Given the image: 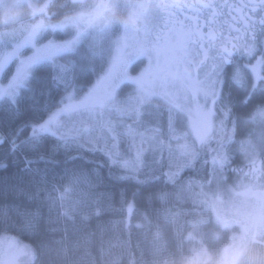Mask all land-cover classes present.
Listing matches in <instances>:
<instances>
[{"label": "snow or ice", "instance_id": "1", "mask_svg": "<svg viewBox=\"0 0 264 264\" xmlns=\"http://www.w3.org/2000/svg\"><path fill=\"white\" fill-rule=\"evenodd\" d=\"M157 7L162 9L160 15L145 18L139 24L133 22L134 43L129 44L127 35L118 41L115 54L105 62L107 66L97 60L94 45L85 48L86 29L79 26L82 21L86 26L92 25L102 16V5L97 6L95 17L73 21L77 28L70 38H56L57 33L64 31V24L50 25L52 38L38 45L43 26H37L11 50L0 51V113L6 114L9 129L5 134L2 131L5 122L0 120V146L8 144L7 155L13 157L14 164L23 160L25 166L20 172L29 177V185H36V191L31 194L20 184L3 194H23L30 202H38L35 211L18 213L19 219L13 221V227L38 233L44 205L49 211L59 206L64 216L76 210L80 201H71V194L77 186L91 184L89 178L93 176L102 179L100 163L84 154L85 143L91 145L86 151L92 157L98 152L103 154L109 176L115 177L113 166L129 173L139 172L143 149L128 157L119 151L120 137L125 134L134 137L135 130L128 126L122 134L119 129L123 125L113 122L112 118L126 114L141 117L144 110L150 117L162 115L158 105L153 109V100L162 99L167 105L170 138L185 141L175 149L169 148V171L164 176L173 183L193 167L217 133L220 134L217 147L209 149L215 153L211 171L215 174L229 163L227 145L234 142L238 110L249 117L244 123L258 118L264 120V39L257 47L258 37L264 38V0H236L235 3L180 0L162 2ZM224 15L231 20L229 32L242 33L247 38L244 43L239 42L240 35H224L218 23ZM234 24L240 27H233ZM125 30L127 34L128 25ZM25 48L32 49L31 55H23ZM144 60L147 65L143 71L138 76H130V67ZM45 68L47 74L38 75ZM90 77H95L94 82ZM128 85L133 86L132 90L124 94ZM61 92L56 98L54 93ZM40 98L43 104L39 103ZM218 115L222 118L217 123ZM229 119L234 126L225 136ZM18 120L20 123L13 129L11 125ZM177 123L185 130L177 132ZM97 131L113 141L111 146L106 143L102 148L97 147L101 138L93 135ZM152 131L156 133L159 129ZM61 150L78 153L65 155V162L82 161L72 169H64V174H71V179L62 191L55 185L48 187L50 170L47 167H32L37 163H59L55 156ZM87 164L95 167L85 168ZM7 167L5 160L0 159V168ZM251 171L255 174V166ZM218 219L227 226V221ZM24 254L35 258L28 245L24 246ZM0 264H11V261L0 259Z\"/></svg>", "mask_w": 264, "mask_h": 264}, {"label": "trees", "instance_id": "2", "mask_svg": "<svg viewBox=\"0 0 264 264\" xmlns=\"http://www.w3.org/2000/svg\"><path fill=\"white\" fill-rule=\"evenodd\" d=\"M64 2L67 4L62 5L61 0H58L57 5L56 3L52 4L50 9L57 8L59 14L60 10L64 13H71L72 17L79 14L78 9L73 6L70 7L69 2L65 0ZM86 2H90V0H86ZM119 2L123 3L125 9L126 3L121 0ZM123 16L127 15L123 14ZM52 17L55 19L54 16ZM88 18L90 17L88 16ZM48 21L53 20L50 17ZM133 22L139 23L132 18L131 24ZM40 42H43L42 39L41 41L38 40V44ZM26 51H32V49L25 48L23 52ZM47 72L48 69L45 68L38 75H46ZM131 90L125 87L124 93ZM60 94L62 92L54 93L56 98ZM43 102V98H40L39 103L43 104ZM236 117L238 119L235 126V140L227 145L229 163L214 175L221 179L220 184H232L237 178L236 176L239 175L235 168L239 170V167L243 166L251 156H256L255 160H259L257 163L261 162L260 160L264 156V120L258 118L249 123H244L249 117L239 110L236 112ZM221 118L218 115L216 122L218 123ZM0 120L5 122L2 131L6 134L9 130L6 114L0 113ZM19 123L18 120L11 127L14 129ZM233 126V120L226 121V128ZM240 139L242 141L238 144ZM123 143L124 140L120 137L119 151L122 154L125 151ZM8 147V144L0 146V159L5 160L8 164L7 168H0V217H2L0 230L5 228L3 227L4 224H12L13 221H17L19 219L18 213L26 210L35 211L38 206L37 201L30 202L27 196L23 194H3L17 184L24 187L28 194L36 191V185H29L27 183L29 177L20 172V169L25 166L23 160L14 164L12 162L13 157L7 155ZM87 149L85 148L84 154L100 163L102 179L97 180L93 176L89 178L91 184L81 183L78 186L80 193L71 200L77 201L79 199L80 201L74 212L64 216L62 214L63 209L59 206L49 211L48 206L44 205L42 208L43 219L38 233L32 234L28 231H21L12 225L6 227L7 230H1V232L14 234L19 241L33 249L35 258H29L28 261H25L26 264H108V261L111 260V254H117L114 264H162L164 243L167 250L164 253L167 255L164 256V259L167 257L171 259L173 255H182L188 249L185 238L186 222L195 209L203 207L196 205V200L206 199L203 190L211 191L212 187H216L218 184L216 179L209 181L207 166L199 165L202 158L207 159L208 154L204 152L199 159L200 161L196 162L194 170H186L173 183L164 180L155 173L147 178L126 177L125 179H116L115 177L121 176L118 175L115 167H112L115 177L109 176L108 167L104 166L103 154L98 152L92 157L91 154L87 153ZM65 155L76 156L78 153L75 150L67 153L61 150L55 156L59 163L32 165L33 168L43 169L47 167L50 170L48 173L49 188L55 185L62 191L63 186L71 179V174L65 175L64 169H72L74 164L82 163L79 159L74 162H65ZM92 167L95 165H85V168ZM252 168L253 166L251 170ZM251 170L252 183L250 188L253 187L256 178ZM53 173H55V178H53ZM199 180H202L200 184L204 187L203 190ZM40 187L45 186L40 185ZM56 194L58 195V193ZM249 195L251 197V194ZM247 200L249 201L250 198L247 197ZM130 204L132 205L131 211H129ZM181 223L183 226L179 225ZM206 228H210V223L206 224ZM202 230L204 231V228ZM156 234L160 236L158 246L161 248L156 245ZM262 253H264V248L256 249L253 255L244 260L243 264H264Z\"/></svg>", "mask_w": 264, "mask_h": 264}, {"label": "rangeland", "instance_id": "3", "mask_svg": "<svg viewBox=\"0 0 264 264\" xmlns=\"http://www.w3.org/2000/svg\"><path fill=\"white\" fill-rule=\"evenodd\" d=\"M57 2L58 0H0V51L11 50L13 46L23 40L24 37L32 32L33 29L37 28V26H43L40 28L39 33L41 37L39 41L42 39L43 42H40L39 44H44L52 38L53 34L49 27L50 25L64 24V31L62 33H57L56 38H70L75 34L77 28V25L74 24L73 21H76L78 18L87 20L88 16L92 18L95 17L97 13L93 10V4L95 3L94 0H90V2H86V0H74L75 3L68 0L70 7L73 6L79 11V14L75 17H72L71 13H64L61 10L59 14L57 8L50 9V6L55 3L57 5ZM61 2L62 5L67 4L64 0H61ZM119 6L122 7L123 3L119 2ZM120 7L119 12L123 16L124 8ZM55 9H57V12H55ZM52 16H54L55 19H53ZM50 17L53 21H48V18ZM58 17L59 19H56ZM132 18L133 17H131V19ZM96 21L97 19L92 26H86L82 21L79 26L86 29L84 40L85 48L94 45L97 60L101 63L110 61V55L115 54L117 42L122 40L126 35L129 44L134 43L136 34L131 31V23L128 24L129 32L126 34V25L124 24L116 22L104 28ZM31 53L32 51H26L25 53L23 52V55L28 56L31 55ZM59 62L63 63V61ZM146 65V60L142 63H135L130 67L128 74L133 77L138 76ZM105 66H107L106 63ZM97 71H99V67L97 68ZM89 79L94 82L95 77H90ZM132 87V85L127 86L128 89H132ZM124 94H126V92ZM200 103H204L202 97ZM152 105L154 110L158 105L162 115L150 117L147 114V110H144V114L141 117H137L134 114H126L123 117L112 118L113 122L119 121L123 125V127L119 129L122 134L126 133V128L128 126H132L136 133L134 137L126 134L121 136L124 140L123 145L125 146L123 155L125 157L130 155L134 156L138 149H143L142 164L139 172L129 173L126 170L113 166L121 177H132L135 179L147 178L155 173L168 181L164 176V173L169 171V148L175 149L178 144L185 143L183 139L177 141L170 138L168 132V108L165 101L162 99L153 100ZM176 128L177 132L185 130L179 125V123H177ZM153 129H159V132L154 133L152 131ZM232 129L233 127L226 128L225 125L224 135L226 136ZM93 135L101 136L99 143L97 144L98 148L104 147L106 143L108 146H111L113 143L111 139L104 138L99 131ZM219 135V133L215 134L211 143L201 151L197 160L200 161L199 159L204 152L208 154L207 159L202 158L199 165L205 167V161L208 162L206 166L209 171V181L214 179L218 180V184H216L217 188L212 187L211 191H205L203 190L204 187L200 184L202 180H199L200 182L198 181L202 190L206 194V199L203 198L202 201L196 200V205H202L203 207L201 209H195L186 222L185 238L188 243V249L182 255H173L171 259H169V257L164 259V256H167L164 254L165 251H167L165 249L166 247H164V243L162 248V264H182V261L187 256L193 255L194 253L199 254L204 258L211 257L213 264H243L244 260L253 255L255 250V244H252V241H256L259 238V240H264V229L261 232L256 233L255 236H253L252 233V230L257 225V221H263L264 216L258 214L255 207L247 200V197L251 199L248 193L252 183L250 170L259 160H255L256 156L253 155L243 166L239 167V170L235 168V171L239 174L236 176L237 178L235 177L236 179L233 182L235 184H220L221 179L214 175L221 170L218 169L215 174L211 171V158L215 153L209 150L217 147L216 139ZM240 141H242V139L238 141V144ZM188 143L191 144L192 140L189 139ZM90 146V144L85 143V148H89ZM196 162H194L193 167L186 170H194L193 168ZM223 177L224 175L222 178ZM68 183L69 182L65 185ZM78 186L76 191L71 194V200H73L74 197H77L80 193ZM77 201H79V199ZM218 217L227 221V226H225ZM1 218L2 217H0V219ZM8 222L9 221L7 220V223ZM207 223H210L211 229L206 228ZM11 225V223L7 225L4 224L3 227L5 228H2L1 230H7L6 227ZM179 225L183 226L182 223ZM203 228L204 231L202 230ZM243 228L247 229L248 232L245 233ZM1 230L0 259H8L11 261V264H26L25 261H28L30 258L24 254V246L26 244L19 241L14 234L1 232ZM159 240L160 236L156 234L155 242L157 246L160 242ZM120 247L122 248V245H120ZM116 255H110L111 260L108 261V264H114ZM177 261L179 262L177 263Z\"/></svg>", "mask_w": 264, "mask_h": 264}, {"label": "flooded vegetation", "instance_id": "4", "mask_svg": "<svg viewBox=\"0 0 264 264\" xmlns=\"http://www.w3.org/2000/svg\"><path fill=\"white\" fill-rule=\"evenodd\" d=\"M73 2L74 0H70ZM98 0H94L97 2ZM119 1V0H118ZM126 3L125 13L124 15H129L133 10L137 13L136 16L133 17L136 21L142 22L145 18L152 19L161 14L162 9L157 7V5L162 2H180V0H121ZM68 2V0H67ZM217 2H222V0H217ZM230 3H235L236 0H229ZM137 5H146V7L139 8ZM95 6V4L93 5ZM227 13V9L224 10ZM141 13L144 15L141 16ZM138 23V24H139ZM218 23L223 27L225 36H237L240 35V43H244L247 39L242 33L238 34L235 31L229 32L228 25L231 23L230 18L227 15L221 16L219 18ZM233 27H240L239 24H234ZM264 38H259L257 40V47L261 46L260 40ZM261 162L255 164V168L257 171L255 172L256 178L254 179L253 187L250 188L249 194H251V199L249 202L255 207V210L258 214H262L264 216V156L260 160ZM253 201V202H252ZM264 218L263 221H257L256 227L252 230L253 236L256 233L261 232L264 229ZM245 233L248 232L247 229L243 228ZM260 239V238H259ZM264 248V247H262Z\"/></svg>", "mask_w": 264, "mask_h": 264}, {"label": "clouds", "instance_id": "5", "mask_svg": "<svg viewBox=\"0 0 264 264\" xmlns=\"http://www.w3.org/2000/svg\"><path fill=\"white\" fill-rule=\"evenodd\" d=\"M98 5L103 6V14L96 21L101 26H109L112 23L116 22L128 25L131 23V17L137 15L135 10L129 13L128 16L120 15L118 0H99V2L95 4L93 9L96 12ZM136 7L143 8L146 7V5H137ZM261 255L264 256V253H262ZM182 264H213V260L211 257L204 258L199 254L194 253L193 255L187 256L182 261Z\"/></svg>", "mask_w": 264, "mask_h": 264}]
</instances>
